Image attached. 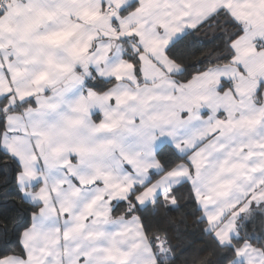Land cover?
Returning <instances> with one entry per match:
<instances>
[{"label": "snow or ice", "instance_id": "snow-or-ice-1", "mask_svg": "<svg viewBox=\"0 0 264 264\" xmlns=\"http://www.w3.org/2000/svg\"><path fill=\"white\" fill-rule=\"evenodd\" d=\"M0 264H264V0H0Z\"/></svg>", "mask_w": 264, "mask_h": 264}]
</instances>
